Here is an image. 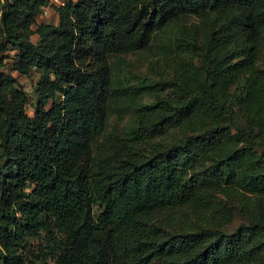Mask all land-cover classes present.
<instances>
[{
  "label": "trees",
  "instance_id": "16d2710c",
  "mask_svg": "<svg viewBox=\"0 0 264 264\" xmlns=\"http://www.w3.org/2000/svg\"><path fill=\"white\" fill-rule=\"evenodd\" d=\"M48 3L0 0V264H264V0Z\"/></svg>",
  "mask_w": 264,
  "mask_h": 264
},
{
  "label": "rangeland",
  "instance_id": "374dc122",
  "mask_svg": "<svg viewBox=\"0 0 264 264\" xmlns=\"http://www.w3.org/2000/svg\"><path fill=\"white\" fill-rule=\"evenodd\" d=\"M58 17L56 14V11L52 6L48 7V11H43L42 14L38 16V21H54L57 22ZM31 39L33 41L38 40L37 33H34L31 35ZM10 54L13 53V51L9 52ZM127 62L131 64V67L133 71L130 73L131 79L136 81L138 80L140 76H143L146 72H149L152 70L154 72V77L158 78L160 69L159 65H151V58L152 55L144 53H129L127 56ZM7 64L6 67L8 70H11V59L6 58ZM130 71V70H129ZM11 72L17 77L19 84L24 89L27 97H28V103L26 105L27 111L30 115H33L34 109H35V103L37 100V94H36V84L38 82V79L40 77V72L36 69H32L30 74H24L20 73L17 70H11ZM114 121V119H113ZM242 220V216L238 213H235L232 220L226 224V228L228 230H233L239 222Z\"/></svg>",
  "mask_w": 264,
  "mask_h": 264
},
{
  "label": "built area",
  "instance_id": "2783aa9c",
  "mask_svg": "<svg viewBox=\"0 0 264 264\" xmlns=\"http://www.w3.org/2000/svg\"><path fill=\"white\" fill-rule=\"evenodd\" d=\"M49 3L48 5L43 6V11L47 12L48 11V7L51 6V4H55V5H64L67 0H48Z\"/></svg>",
  "mask_w": 264,
  "mask_h": 264
}]
</instances>
